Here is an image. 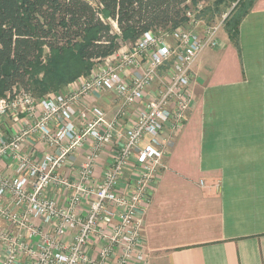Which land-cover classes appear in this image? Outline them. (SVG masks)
Listing matches in <instances>:
<instances>
[{"label": "built area", "instance_id": "built-area-1", "mask_svg": "<svg viewBox=\"0 0 264 264\" xmlns=\"http://www.w3.org/2000/svg\"><path fill=\"white\" fill-rule=\"evenodd\" d=\"M202 7L199 3L186 12L190 29L143 33L129 46L95 60L65 93L36 98L14 89L0 97V121L11 117L18 125L22 115L35 118L25 128L17 127L8 141L0 139V158L9 156L15 164L13 177L0 173V222L5 223L0 224V264H150L141 206L150 202L168 143L183 128L191 107L192 66L204 49L218 45L226 18L204 25L200 33L192 26L201 22L197 14ZM101 91L114 93L122 107L136 106L134 122L120 129L122 112L108 120L99 107L76 108L81 99ZM52 121L59 123L54 130ZM32 135L57 152L36 160L20 153ZM88 139L93 151L77 178L60 176L67 157ZM107 146L113 147L110 166L94 181V160ZM50 187L64 191L65 206L47 198ZM36 220L47 231L38 229ZM94 246L96 253L89 255Z\"/></svg>", "mask_w": 264, "mask_h": 264}, {"label": "crops", "instance_id": "crops-1", "mask_svg": "<svg viewBox=\"0 0 264 264\" xmlns=\"http://www.w3.org/2000/svg\"><path fill=\"white\" fill-rule=\"evenodd\" d=\"M217 42L204 49L192 66L191 107L183 128L168 143L165 168L150 202L141 206L150 264H264V0H255L242 17L236 41L222 29ZM83 106L99 107L108 120L122 112L120 129L137 115L136 106L122 107V101L108 91L86 96L76 108ZM33 121L34 117L22 115L16 125L11 117H3L0 139L8 141L17 127ZM58 124L50 123L53 130ZM92 146L88 139L73 151L58 174L77 178ZM112 150L107 146L97 152L94 181L110 166ZM19 151L35 160L57 152L36 135ZM0 173L15 175L11 157L0 158ZM46 196L59 206L66 204L60 188L50 187ZM35 225L48 229L39 220ZM69 241L67 236L64 242ZM95 253L96 248L88 249L89 255Z\"/></svg>", "mask_w": 264, "mask_h": 264}, {"label": "trees", "instance_id": "trees-1", "mask_svg": "<svg viewBox=\"0 0 264 264\" xmlns=\"http://www.w3.org/2000/svg\"><path fill=\"white\" fill-rule=\"evenodd\" d=\"M204 1L0 0V97L15 88L34 90L36 98L61 91L87 75L95 60L111 55L121 43L132 44L149 30L187 26L186 12ZM207 1L197 17L209 22L213 10L234 5L223 26L229 38L236 41L239 22L255 0ZM44 48L48 57L41 71L51 79L33 86L30 71ZM53 84L60 86L52 89Z\"/></svg>", "mask_w": 264, "mask_h": 264}, {"label": "rangeland", "instance_id": "rangeland-1", "mask_svg": "<svg viewBox=\"0 0 264 264\" xmlns=\"http://www.w3.org/2000/svg\"><path fill=\"white\" fill-rule=\"evenodd\" d=\"M203 2V1H202ZM205 2H208L207 0H205L204 1V6H205ZM233 8H234V5H230V4H228V5H221L220 7H219V9L216 11V10H213V20L212 21H208V20H206L205 18H199L200 20H201V22L199 23V24H197V25H195V26H192V28H195L196 29V31H198V32H202L203 31V26L204 25H217V24H219L220 23V21L222 20V18H223V16L224 15H228L232 10H233ZM216 11V12H215ZM216 14V15H215ZM215 15V16H214ZM208 16H210V14H208ZM225 20V19H224ZM224 20H223V22H224ZM112 26H113V29H114V32H117V28H116V25H115V23L113 24L112 23ZM185 28H187V29H190V25H187V26H185ZM224 30V26H223V23H222V25H221V27H220V29H219V31H218V33L220 32V30ZM122 45H124V43H121ZM48 51L44 48V50L43 51H41V53H40V55H39V58H38V61H37V63L34 65V67L31 69V71H30V73H31V78H32V82L34 83L33 84V86H41V84H43V83H45V82H47V81H49V79H51L49 76H48V79L47 78H45L46 76L44 75V72H42L41 71V67L43 66V65H45L46 63V60H47V57H48V53H47ZM40 68V69H39ZM82 77V76H81ZM75 81V80H74ZM74 81H72V82H70V83H68V84H71V83H73ZM32 82H30V83H32ZM48 83V82H47ZM67 84V85H68ZM48 85H51V84H48ZM60 85L59 84H53V86H52V89H54V88H57V87H59ZM15 89H17V88H15ZM19 90V89H18ZM63 90V89H62ZM61 90V91H62ZM61 91H58V90H56V92L54 91V92H49V93H47V94H50V93H60ZM30 92L32 93V95H35L36 94V92L34 91V90H30ZM40 93H42V92H40ZM47 94H45V95H43L42 97H44V96H46ZM36 95H38V94H36ZM91 248H93V251H94V248H95V246L94 247H90V249ZM93 255V254H92ZM148 255V254H147ZM149 258V257H148Z\"/></svg>", "mask_w": 264, "mask_h": 264}, {"label": "bare ground", "instance_id": "bare-ground-1", "mask_svg": "<svg viewBox=\"0 0 264 264\" xmlns=\"http://www.w3.org/2000/svg\"><path fill=\"white\" fill-rule=\"evenodd\" d=\"M18 90V89H17Z\"/></svg>", "mask_w": 264, "mask_h": 264}]
</instances>
